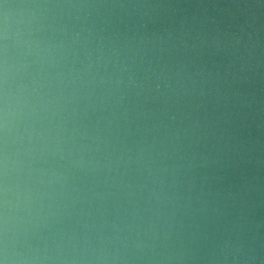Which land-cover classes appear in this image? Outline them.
Returning a JSON list of instances; mask_svg holds the SVG:
<instances>
[{
  "label": "clouds",
  "instance_id": "clouds-1",
  "mask_svg": "<svg viewBox=\"0 0 264 264\" xmlns=\"http://www.w3.org/2000/svg\"><path fill=\"white\" fill-rule=\"evenodd\" d=\"M0 264H264V0H0Z\"/></svg>",
  "mask_w": 264,
  "mask_h": 264
}]
</instances>
